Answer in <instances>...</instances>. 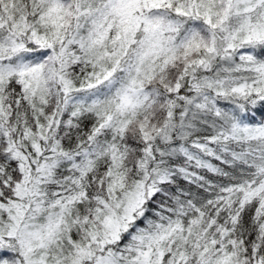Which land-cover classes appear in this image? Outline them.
<instances>
[{
	"label": "snow or ice",
	"instance_id": "6c2138e0",
	"mask_svg": "<svg viewBox=\"0 0 264 264\" xmlns=\"http://www.w3.org/2000/svg\"><path fill=\"white\" fill-rule=\"evenodd\" d=\"M0 264H264V0H0Z\"/></svg>",
	"mask_w": 264,
	"mask_h": 264
}]
</instances>
